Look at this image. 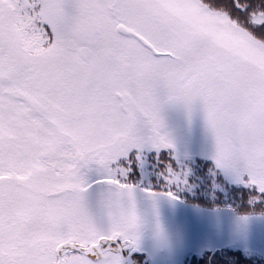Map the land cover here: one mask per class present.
Wrapping results in <instances>:
<instances>
[{"label": "snow or ice", "instance_id": "1", "mask_svg": "<svg viewBox=\"0 0 264 264\" xmlns=\"http://www.w3.org/2000/svg\"><path fill=\"white\" fill-rule=\"evenodd\" d=\"M0 264H264V0H0Z\"/></svg>", "mask_w": 264, "mask_h": 264}]
</instances>
